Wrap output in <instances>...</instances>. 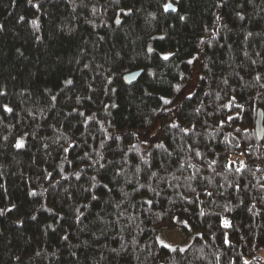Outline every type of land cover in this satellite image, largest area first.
<instances>
[{"label": "trees", "instance_id": "obj_1", "mask_svg": "<svg viewBox=\"0 0 264 264\" xmlns=\"http://www.w3.org/2000/svg\"><path fill=\"white\" fill-rule=\"evenodd\" d=\"M0 93V264H264V0H0Z\"/></svg>", "mask_w": 264, "mask_h": 264}, {"label": "rangeland", "instance_id": "obj_2", "mask_svg": "<svg viewBox=\"0 0 264 264\" xmlns=\"http://www.w3.org/2000/svg\"><path fill=\"white\" fill-rule=\"evenodd\" d=\"M25 139L26 133H23L18 137L17 143L23 142L24 144ZM199 232L185 218L177 216L173 225L163 226L159 229L158 240L160 243L163 242L162 244L172 248H185Z\"/></svg>", "mask_w": 264, "mask_h": 264}, {"label": "water", "instance_id": "obj_3", "mask_svg": "<svg viewBox=\"0 0 264 264\" xmlns=\"http://www.w3.org/2000/svg\"><path fill=\"white\" fill-rule=\"evenodd\" d=\"M168 4H171L172 7L168 10L175 9V4L170 1ZM143 72V69H134L128 71L124 74L123 78L126 83H132L138 79V77ZM255 129L259 139H262L264 136V112L262 108H259L257 111L256 121H255Z\"/></svg>", "mask_w": 264, "mask_h": 264}, {"label": "snow or ice", "instance_id": "obj_4", "mask_svg": "<svg viewBox=\"0 0 264 264\" xmlns=\"http://www.w3.org/2000/svg\"><path fill=\"white\" fill-rule=\"evenodd\" d=\"M29 3H31V0H29ZM37 7H38V5H36ZM172 7V5L171 4H167V5H165L164 6V8H165V11H167L169 8H171ZM173 10H175V9H173ZM130 11L131 10H129V13H130ZM129 13H126V14H129ZM180 19H184V17L183 16H181L180 17ZM32 23H33V25H36V21H32ZM116 23L117 24H119L120 23V20L118 19L117 21H116ZM250 35V34H249ZM152 49H149V51H151ZM169 55H171V54H168V55H165L164 57H163V59H165V60H167V59H169ZM188 63L189 64H191V63H193V61L192 60H189L188 61ZM257 79H259V77H257ZM67 83H72V81H67ZM177 91H179V86H177ZM3 93H0V95H2ZM160 99L163 101V104L164 105H168V104H171L172 103V101L171 100H169V99H166L165 97H160ZM4 110L6 111V112H9V113H11L13 110L10 108V107H8L7 105H5L4 106ZM229 119H232V117H229ZM174 127H176L177 125H173ZM16 147H23V142H18L17 143V145H16ZM65 151H67V149H65ZM238 171H239V169H237ZM29 195H36V193L35 192H30L29 193ZM208 195H211V193H208ZM93 199H96V197H93ZM11 209H8V211H10ZM3 213H4V210H0V215H3ZM33 219H35V217H33ZM186 223V222H185ZM223 226L225 227V228H227V227H229L230 226V224H229V222L227 221V220H225V221H223ZM67 237H65V239H66ZM225 242L227 243V240H225ZM161 243H163V242H161ZM164 247L165 248H168L169 246L168 245H164Z\"/></svg>", "mask_w": 264, "mask_h": 264}]
</instances>
